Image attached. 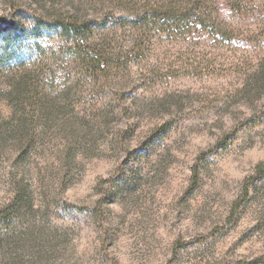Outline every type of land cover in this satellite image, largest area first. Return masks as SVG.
Wrapping results in <instances>:
<instances>
[{
    "label": "rangeland",
    "instance_id": "1",
    "mask_svg": "<svg viewBox=\"0 0 264 264\" xmlns=\"http://www.w3.org/2000/svg\"><path fill=\"white\" fill-rule=\"evenodd\" d=\"M4 60L0 264H264V0H0Z\"/></svg>",
    "mask_w": 264,
    "mask_h": 264
},
{
    "label": "trees",
    "instance_id": "2",
    "mask_svg": "<svg viewBox=\"0 0 264 264\" xmlns=\"http://www.w3.org/2000/svg\"><path fill=\"white\" fill-rule=\"evenodd\" d=\"M172 7V6H171ZM176 8V6H175ZM175 11V10H172ZM171 11V12H172ZM165 15V14H164ZM160 16L159 13L153 12L152 16H156L158 19L161 18L162 20L166 21L167 19H173L170 16H176L175 13H170L168 16ZM146 19V18H144ZM56 26L58 29H61L67 33L75 34L79 41L83 42L87 38V33L89 31V25L88 22L80 23V21L76 18H72L69 23H67L65 20L62 22H58ZM90 65L102 67L104 65H107V57L105 55H102L101 53H96L93 56H90ZM4 60L3 62H0V72H9L14 69L15 64H13V61ZM103 68V67H102ZM261 168V167H260Z\"/></svg>",
    "mask_w": 264,
    "mask_h": 264
}]
</instances>
